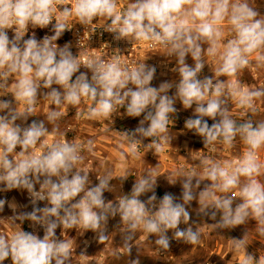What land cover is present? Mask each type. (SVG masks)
<instances>
[{"label": "clouds", "instance_id": "9594fccd", "mask_svg": "<svg viewBox=\"0 0 264 264\" xmlns=\"http://www.w3.org/2000/svg\"><path fill=\"white\" fill-rule=\"evenodd\" d=\"M71 17L85 26L91 25L95 18L110 20L105 28L115 34V39L150 41L163 46L167 55L177 57L178 67L174 71H178L180 80L175 85V95L167 94L173 87L171 83H162L159 88L150 86L156 71L154 66L139 63L129 68L118 59L105 62L99 57L81 64L68 45L58 48L55 41L70 29ZM53 20L54 35L45 36L40 42L34 35L23 39L29 25L45 28ZM225 20L233 38L220 53L215 77L238 74L249 65L253 53L264 50V16L250 6L249 0H133L122 12L117 11V0H74L72 6L65 5L64 0H0V89H6L9 78L15 77L11 93L17 105H24L23 111H18L10 102L0 100V112L7 110L5 115H0V185H4L0 191L26 189L34 205L37 201H47L50 205L33 207L31 212L12 218L13 223L29 220L43 226L44 235L41 239L24 230L14 232L10 238L0 235V264L9 257L12 264H53V261L66 264L72 249L68 241L56 237L59 226L96 232L103 244L109 237L105 234L107 220L117 214L124 225L123 247L128 255L131 241L139 231L155 235V244L160 250L170 247L169 230H174L175 239L197 245L201 239L199 229L194 231L189 226L182 230L179 225L189 223L186 205L197 199L194 189L203 180L211 183L198 194L200 211L209 215L211 209L213 220L217 213L221 214L215 228H233L251 218L256 221L257 234L264 236V183L258 179L264 175V164L258 155L264 148V120L254 122L249 118L237 123L227 107L234 100L239 107L255 113V101L264 97V89H246L236 83L226 85L217 78L215 83L212 78H198L205 66L204 57L218 53L222 37L219 26ZM13 27L15 35L10 39L6 30ZM203 44L208 45L206 50ZM188 54L195 62L194 67L186 63ZM257 60L264 61V55ZM81 65L91 71L90 79L86 73L75 75ZM41 87L50 89L44 99L56 107L67 104L77 108L82 100L91 101L86 113L88 119L111 118L119 108H125L129 117L145 114L133 132L122 133L132 157L137 156V146L143 138L152 139L145 148L154 149L158 156L163 151L162 142H170L168 125L177 111L176 99L185 109L195 105L196 118H189L185 126L203 137L205 147L218 141L232 147L239 137L247 151L235 164L201 157L202 173L197 174L195 170L177 173V178H184L182 203L166 193L157 204L154 190L159 175L153 170L136 179L129 195H122L115 204L106 202L103 194L110 190L111 174L97 178L99 183L89 187V171L77 168L84 159L82 145L57 140L41 145L42 151H33L50 132L58 131L56 121L62 115L60 111L47 114L48 123L55 125L51 131L45 120H34L24 128L16 124L18 119L26 121L33 115ZM205 117L215 122L209 126ZM91 144L89 140V147ZM18 146L21 150L16 152ZM176 179L169 182L175 183ZM36 184L40 185L39 191L35 189ZM237 188L242 202L233 207L231 193ZM149 192L153 194L146 203L142 202L139 197ZM78 196L80 199L76 200ZM5 203L0 199V211ZM246 246L245 237L232 239L233 250L244 253L241 264H264V258L247 253ZM131 264H140V261L132 260Z\"/></svg>", "mask_w": 264, "mask_h": 264}, {"label": "rangeland", "instance_id": "374dc122", "mask_svg": "<svg viewBox=\"0 0 264 264\" xmlns=\"http://www.w3.org/2000/svg\"><path fill=\"white\" fill-rule=\"evenodd\" d=\"M133 0H117V3H123L128 6ZM250 6L256 10L260 16H264V0H249ZM222 31L220 40V48L217 55L204 57V68L198 75V78H212L215 83L216 78L225 81V84H239L246 89H264V61L258 62L257 58L264 55V50L253 53L250 57L249 65L232 77H215V70L220 64V53L228 40L233 38L230 26L227 20L219 26ZM12 39V38H11ZM23 39H28L25 36ZM38 41V40H37ZM39 42V41H38ZM207 44H203L202 48L207 49ZM186 63L194 67L195 62L191 55L186 56ZM148 66H154L156 71L154 79L151 82L152 87L159 88L162 83H171L173 87L168 91L169 96H174L176 92L175 85L179 82L180 76L178 71H174L178 67L177 57L167 55V49L157 53L153 58H148L145 62ZM77 72L75 75H79ZM75 75L73 79H75ZM15 77L8 80V95L5 101L10 102L12 108H18L23 111L24 105L15 101L14 95L11 93L14 89ZM52 87L59 88L58 85ZM62 91V89H60ZM50 89L41 87L38 91V102L32 116L27 120L18 119L16 124L22 128L27 127L32 121L45 120V125L51 131L55 125L49 124L47 114L52 110L62 113L61 117L56 121L58 131L50 132L41 144H38L33 151H42L41 145H50L53 142L67 141L82 145L81 154L83 161L77 165L80 170L89 171V187L99 183L97 178H103L105 175L111 174L110 190L104 192L106 202L112 201L114 204L122 195H129L132 187L145 172L153 170L157 177L155 195L157 196V204L162 197L168 193L176 198V202L182 203V183L183 177L177 178V173L186 174L195 170L197 174L202 173L200 166V158L207 157L211 161L224 163H232V159L240 156L243 151H247V147L239 137L234 141V146L227 147L222 143L215 142L209 145L214 148L213 153L205 151L203 137L196 134L194 130L186 128L185 124L189 118H196L195 105L185 109L182 102L176 99L174 107L176 112L171 116L168 125V134L170 142L163 144V151L155 154L154 149H146L145 147L152 142L151 138H143L140 147L137 149V156L132 157L130 148L126 141L122 140V133L133 132L140 126V117H129L125 108H119L117 111L122 112V117L107 121L105 119H88L87 111L90 107L83 100L81 104L74 108L67 104L56 107L51 101L44 99V94ZM229 115L237 121L243 123L249 118L254 122L264 120V97H260L255 101L256 112L253 113L246 108L239 107L234 100H230L227 104ZM0 112V115H5ZM79 113L80 115H77ZM209 126L213 121L211 118L205 117ZM219 119V118H217ZM147 127V122L144 125ZM123 130L121 132V130ZM138 139H141L137 136ZM91 140V147L88 141ZM21 149L19 146L16 152ZM259 154L264 158V148L259 150ZM12 157L10 156V159ZM264 164V162H262ZM264 172V169H262ZM128 176L126 179L119 177ZM177 178V179H176ZM43 178H41L42 180ZM55 179V178H54ZM176 179L175 183L169 180ZM264 183V175L258 177ZM211 182L203 180L199 188L194 189L197 199L186 205V210L190 213L188 224L181 223L180 229H186L191 226L193 230L199 229L201 233L200 242L197 245L185 243L183 240L174 238V230H169L167 235L170 238V247L167 250H160L155 244L157 237L149 235L143 231L136 233L135 238L131 241V252L128 255L124 245V225L120 216H109L105 226V234L108 235L107 241L100 243L98 234L91 230L83 228L63 229L62 225L56 229V237L59 240H66L72 249V256L66 264H131L132 260L139 259L140 264H241L244 253L243 251L235 252L232 248V239H243L245 237L246 252L253 254L256 258H264V236H259L256 232V221L249 218L245 224L228 228L218 229L214 224L218 223L220 213H217L216 219H211L209 215H205L200 211L198 202V194L204 190L206 185ZM195 184V178L193 179ZM4 185H0L2 189ZM35 189L39 191L40 185L36 184ZM236 192L233 198V207L242 202L239 198V189H233ZM152 192L145 193L139 197L142 202H147ZM220 193H217L219 195ZM228 194V195H231ZM83 194H81L82 196ZM0 199L6 201L3 211H0V235L8 238L14 232L24 230L36 234L39 238H43L44 228L39 224H34L29 220H15L12 218L21 213L31 212L33 207L43 208L50 206L47 201H37L34 205L32 197L29 196L26 189H13L9 191H0ZM80 196L76 198L79 200ZM73 202H76L75 200ZM156 209H153L155 211ZM3 264H12L11 258L3 261ZM54 264V261H53Z\"/></svg>", "mask_w": 264, "mask_h": 264}, {"label": "built area", "instance_id": "2783aa9c", "mask_svg": "<svg viewBox=\"0 0 264 264\" xmlns=\"http://www.w3.org/2000/svg\"><path fill=\"white\" fill-rule=\"evenodd\" d=\"M64 4L67 6H72L74 0H64ZM126 5L123 3H117V11L122 12L126 9ZM63 6H60L62 10ZM59 15V12L56 13ZM111 21H106L103 18H95L91 25L85 26L76 20L75 17H71L68 20V27L64 33L58 38L55 43L58 48H63L65 45L69 46L70 51L73 56L78 57L81 64H84L87 60L91 58H102L105 62H111L113 60H119L122 64H127L129 68L137 66L139 63H145L148 58H153L157 53L166 50L163 46L159 44H154L150 41H131L128 39H115V34L106 31L105 25L109 24ZM52 24L45 28H33L29 25L25 36L28 38L35 36V39L39 42L43 40L45 36L54 35ZM9 38H13L15 35L14 27L12 29L6 30ZM25 36L23 38H25ZM79 73H86L88 78H91V71L81 65ZM130 87H134L129 85ZM8 95V90L0 89V100L5 101ZM91 107V101L83 100ZM122 112H115L112 114L111 118L105 119L107 121L116 119L117 117H122ZM121 130V129H120ZM123 130H121L122 132ZM140 145L137 146V149ZM214 148L211 146H206L205 151L207 153H213ZM246 151H243L240 156H236L232 159V163H237ZM260 162H264V158L258 153ZM29 194V193H28ZM236 192H233L232 196L235 197ZM30 196V194H29Z\"/></svg>", "mask_w": 264, "mask_h": 264}]
</instances>
